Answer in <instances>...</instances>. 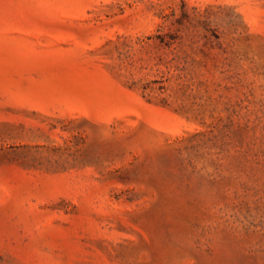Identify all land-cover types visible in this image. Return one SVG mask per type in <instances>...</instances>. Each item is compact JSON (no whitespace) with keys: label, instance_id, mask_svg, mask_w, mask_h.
Returning <instances> with one entry per match:
<instances>
[{"label":"rangeland","instance_id":"1","mask_svg":"<svg viewBox=\"0 0 264 264\" xmlns=\"http://www.w3.org/2000/svg\"><path fill=\"white\" fill-rule=\"evenodd\" d=\"M0 264H264V0H0Z\"/></svg>","mask_w":264,"mask_h":264}]
</instances>
